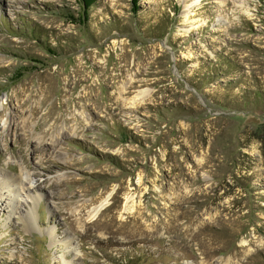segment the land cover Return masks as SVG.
Here are the masks:
<instances>
[{"label": "rangeland", "instance_id": "obj_1", "mask_svg": "<svg viewBox=\"0 0 264 264\" xmlns=\"http://www.w3.org/2000/svg\"><path fill=\"white\" fill-rule=\"evenodd\" d=\"M185 5L0 0V264H264V0Z\"/></svg>", "mask_w": 264, "mask_h": 264}, {"label": "bare ground", "instance_id": "obj_2", "mask_svg": "<svg viewBox=\"0 0 264 264\" xmlns=\"http://www.w3.org/2000/svg\"><path fill=\"white\" fill-rule=\"evenodd\" d=\"M184 2H186V5H185L186 8H187L186 11H189L191 6L194 5L195 0H184ZM186 28H188V27H186ZM189 29L190 28H188V30ZM141 93L146 94L148 92L146 90H143V91H141ZM29 178H30L29 175L27 173H25V172H23L20 176H17L16 178H13V177L9 176L6 172L0 171V197L2 198L5 195L6 199H9V204L11 206V210L13 211V213L16 212V210L19 208V206L22 205L23 202L15 201L14 197H12L10 195L8 196V194H6L5 192H2V190L3 189H10V191L15 192L19 196L23 192L24 195H26L27 197H30L31 201H33L34 203H36V202L38 203L39 198H37L34 195H32V192H31V190H32L31 186L32 185H31V181H30L31 179H29ZM20 188H21V191H20ZM25 201L28 202L29 199L27 198ZM100 209H101L100 206L96 207L95 210H94V214H97ZM36 218H37V213H36V209L34 207L33 209H31L30 211H28L24 215L23 220L25 219V221L27 222L26 224L28 225V227H35L36 226ZM50 234L51 235H57V232H56L55 229H52Z\"/></svg>", "mask_w": 264, "mask_h": 264}, {"label": "trees", "instance_id": "obj_3", "mask_svg": "<svg viewBox=\"0 0 264 264\" xmlns=\"http://www.w3.org/2000/svg\"><path fill=\"white\" fill-rule=\"evenodd\" d=\"M96 0H82L83 2V6H84V12H83V16L84 19L86 20L89 14V10L90 7L92 6V4L95 2ZM137 0H134V3H136ZM135 10H137V6L135 7Z\"/></svg>", "mask_w": 264, "mask_h": 264}]
</instances>
